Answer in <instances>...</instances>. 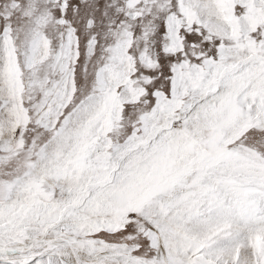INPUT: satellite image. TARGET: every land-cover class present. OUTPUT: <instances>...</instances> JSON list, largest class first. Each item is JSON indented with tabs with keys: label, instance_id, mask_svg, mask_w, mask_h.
I'll use <instances>...</instances> for the list:
<instances>
[{
	"label": "snow or ice",
	"instance_id": "6c2138e0",
	"mask_svg": "<svg viewBox=\"0 0 264 264\" xmlns=\"http://www.w3.org/2000/svg\"><path fill=\"white\" fill-rule=\"evenodd\" d=\"M0 264H264V0H0Z\"/></svg>",
	"mask_w": 264,
	"mask_h": 264
}]
</instances>
